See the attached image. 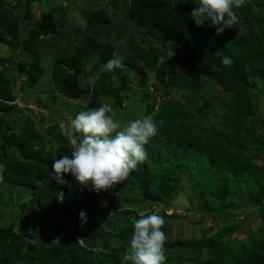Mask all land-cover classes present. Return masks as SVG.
<instances>
[{
	"label": "trees",
	"instance_id": "16d2710c",
	"mask_svg": "<svg viewBox=\"0 0 264 264\" xmlns=\"http://www.w3.org/2000/svg\"><path fill=\"white\" fill-rule=\"evenodd\" d=\"M27 2L18 0L17 5L14 4L23 19H27ZM198 2L125 0V18L156 42L144 46L130 41L121 51L100 40L98 28L109 23L110 13L103 6L93 7L87 14V27L71 49L43 39L53 56L52 85L59 95L69 100L93 94L95 99L114 97L120 102L127 80L144 86L146 74L153 72L157 92L166 95L175 90L180 95L169 96L159 111L151 115L157 124V134L145 146L147 159L128 176L131 183H135L141 202H146L141 203L140 208L165 203L178 195L184 178L189 179L190 187L196 192V184L206 179L211 170L200 168L202 163L213 164L218 160L242 173L255 174V178L245 190H240L239 186L233 196L229 183L220 180L221 191L215 199L212 196L206 201L199 199L200 209L208 214L222 212V218L227 219L232 216L231 211L258 208L256 215L261 217L263 232L264 163L256 164L254 157L264 150V119L256 115L251 92L258 82H264V0H247L242 8L235 10L238 22L219 35L215 27H209L211 21L197 26L190 17ZM8 3L0 0V44L9 42V48L13 52L17 50L13 65L25 76L20 87L31 88L44 72L41 38L35 25H20V17L5 8ZM98 25L97 29L91 28ZM64 26L67 22L63 20ZM113 53L123 57L115 85L106 81V72L98 69L86 76L89 63L97 58L98 66L103 67L113 58ZM178 54L183 61L170 71V59L159 64L161 57ZM224 56L230 57L232 63L222 64ZM9 71H0V165L4 166L0 174V206L15 202V213L20 220L0 230V264H122L133 227L126 226L117 233L116 237L122 242L120 246L109 245L97 225L96 200L88 188L79 186L71 174L62 176L66 184L51 180L54 160L70 155L71 147L57 124H50L42 131L27 117L20 121L21 131L13 130L15 118L21 111L12 103L14 94ZM130 73L134 80L127 79ZM207 85L230 95V102L223 104L226 113L221 121L207 120L201 109L191 105L190 96ZM152 108V103L146 104V114H151ZM6 114L15 117L9 120ZM251 143L256 145L249 149ZM12 152L17 156L11 157ZM61 192L63 196L76 195L72 205L78 211L75 215L78 223L72 232L63 231V223H58L53 216L67 206L65 201L58 202L57 194ZM3 194H6L4 199ZM232 198L239 200L232 203ZM81 211L87 212L90 221L82 223ZM183 215L162 213L165 220ZM25 224H29V228L23 231L21 226ZM15 226L18 231L14 230ZM233 227H224L208 237L205 257L190 264H264V233H260L259 239L253 236L227 247L221 232L229 234ZM163 231L167 235L166 223ZM56 232L60 234L58 238H55ZM178 243L179 256L202 253L203 245L197 241Z\"/></svg>",
	"mask_w": 264,
	"mask_h": 264
},
{
	"label": "rangeland",
	"instance_id": "374dc122",
	"mask_svg": "<svg viewBox=\"0 0 264 264\" xmlns=\"http://www.w3.org/2000/svg\"><path fill=\"white\" fill-rule=\"evenodd\" d=\"M5 1L9 2L5 5V8L20 17V25L22 27H25L27 23L35 25L41 38V50L43 52L41 64L44 72L42 76L35 86L22 89L20 85L25 76L21 75L13 65L17 59V50L13 52L9 48V42L0 44V71L10 69L8 78H10V85L14 94L12 103L16 104L17 109L21 111L18 117L15 118L16 122L13 126L15 132L21 131L23 124L20 121H25L27 117L37 128L41 127L42 131H44L50 124L60 126L62 120H66L69 117L74 118L76 114L87 108L99 106L100 99H95L93 94H88L85 98L79 100H69L55 91L51 80L53 56L49 46L43 40H50L61 48L71 49L75 44V40L83 34L87 27V14L93 7H105L110 13V21L108 24L100 25V28H98L99 25L95 26L96 28H91L100 29V40L113 44L119 51L124 50L130 41L144 46L150 42H156L150 35H146L144 31L136 29L125 18V0H27L25 9L27 19H23L18 9L14 7V4L17 5L18 0ZM23 1L19 0V2ZM63 20L67 22V26L63 27ZM58 32H61L62 35ZM164 59L171 60L168 62L169 71L173 66L183 61L182 56L178 54L174 57H161L159 64ZM95 69L107 73L106 81L114 82V85L117 83V70L114 72L103 70V67L98 66L97 58L87 66L86 76L88 77L90 72L93 73ZM146 75L147 82L144 86H137L134 82L127 80V84L120 94V102H117L114 97H105L106 101L112 103L115 117L122 122L134 120L141 115H153L159 111L163 101L167 100L169 96L173 94L180 95L175 90L169 94L166 93V95L162 92H157L153 86V72L149 71ZM96 77L97 74L95 75ZM128 78L134 80L133 74H128ZM251 93L256 115L264 119V82H258L252 88ZM190 99L191 105L201 109L204 112V117L207 120L211 119L212 122L223 119L226 113L223 104L225 105L231 100L230 95L222 89H215L212 86L208 87V85L206 88L203 87L199 93L190 96ZM148 103L153 104L151 114H146L145 107ZM5 116L9 120L15 117L10 116V114ZM45 138L47 137L45 136ZM255 145L251 143L248 148L252 149ZM15 156L17 155L12 152L11 157ZM254 158L256 164L262 165L264 163V150L258 152ZM200 168L203 170L210 168L211 170L206 179L196 184V192L190 187L192 184L189 179L184 178L178 195L165 203H152L150 206L147 205L142 208H140L142 202L139 191L136 189L135 183H131L130 177L115 188L109 191H102L99 194L88 188L96 200L95 219L105 241L113 247L120 246L122 242L116 237L117 233L126 226H133L134 221L140 218L139 214L141 212L145 214L156 213L161 216L162 213H174V215L184 213L183 216H173L165 220L167 229V241L165 244L167 261L165 264H190L196 259L200 260L201 256L205 257L209 249L210 238L208 239V237L219 233L224 227L234 226V229L229 234L221 232L225 241L224 245H228L227 247L237 245L242 240H247L253 236L259 239L260 233H264V230L263 232L261 231V217L256 215L258 208L249 207L231 211L232 216L226 219L222 218V214H220L222 212L217 215L203 213L198 203L199 199L206 201L209 200L210 196L215 199V195L221 191L220 180L225 181L227 184L229 183V191L233 196L239 186L240 190H245L246 186L251 184L252 179L255 178V174L242 173L236 167H231L218 160L213 161V164L212 162H203ZM4 185L6 186V182H4ZM2 197L3 199L6 198V194H3ZM75 198V194L64 195V201L67 206L53 213L57 222L63 223V231L72 232L77 227L78 221L75 215L78 211L72 205ZM238 200L237 198H232V203H236ZM145 203L142 204L144 205ZM15 209V202L5 203L0 206V230L10 222L20 220L17 217L18 213H15ZM84 213L86 214V221H90L87 212ZM102 214L106 215V217L102 216ZM106 219L107 222H105ZM28 228L29 224L21 226L23 231ZM14 230L18 231V227L15 226ZM59 236L60 234L57 233L55 238ZM191 240L203 245L202 253L179 256L177 254V250L180 247L178 241L182 243V241L188 242Z\"/></svg>",
	"mask_w": 264,
	"mask_h": 264
},
{
	"label": "clouds",
	"instance_id": "9594fccd",
	"mask_svg": "<svg viewBox=\"0 0 264 264\" xmlns=\"http://www.w3.org/2000/svg\"><path fill=\"white\" fill-rule=\"evenodd\" d=\"M247 0H199L190 17L197 26L211 21L209 27L216 34L230 29L238 22L235 10ZM219 55V52L216 53ZM123 57L113 53V58L103 65V70L114 72L123 67ZM221 63H232L224 56ZM60 133L66 137L71 154L64 155L52 164L51 180L66 184L65 174H71L76 183L99 194L109 191L128 178L139 164L147 159L146 145L157 134V124L151 115H141L122 122L115 117L112 103L100 98L98 107L87 108L73 117L62 120ZM4 166L0 165V174ZM2 179V175H0ZM58 202H64L63 193L57 194ZM82 223L86 214L79 213ZM133 223L128 246L122 256V264H165L167 235L163 231V216L141 212Z\"/></svg>",
	"mask_w": 264,
	"mask_h": 264
}]
</instances>
